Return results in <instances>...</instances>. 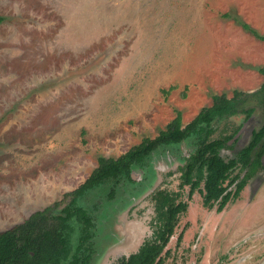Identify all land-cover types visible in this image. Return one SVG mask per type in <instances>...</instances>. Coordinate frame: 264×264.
<instances>
[{
	"label": "rangeland",
	"instance_id": "obj_1",
	"mask_svg": "<svg viewBox=\"0 0 264 264\" xmlns=\"http://www.w3.org/2000/svg\"><path fill=\"white\" fill-rule=\"evenodd\" d=\"M0 16V231L77 189L99 157L156 137L177 112L185 126L213 95L254 94L264 82V41L242 26L264 35V0H0ZM252 106L251 97L242 108ZM256 117L264 122L260 108ZM239 125L244 114L217 124L216 136ZM191 149L183 143L182 156ZM183 163L155 159L145 192L106 222L109 248L94 264H115L152 236L151 195L178 190ZM258 171L222 212L199 192L189 200L186 186L165 264H264Z\"/></svg>",
	"mask_w": 264,
	"mask_h": 264
},
{
	"label": "trees",
	"instance_id": "obj_2",
	"mask_svg": "<svg viewBox=\"0 0 264 264\" xmlns=\"http://www.w3.org/2000/svg\"><path fill=\"white\" fill-rule=\"evenodd\" d=\"M3 21L0 16V24ZM242 26L264 41V35L245 23ZM258 71L264 77V67L258 68ZM251 97L256 100L257 106L242 108ZM257 108L264 116V82L254 94L235 91L232 98L226 94L213 95L212 105L204 107L187 125H183L181 112H177L176 117L156 137L143 138L118 158L99 157L97 168L77 189L66 193L62 200L51 206L35 211L22 223L0 232V264H79L78 252L70 245V232L74 229L71 222L76 221L83 231L90 221L80 199L90 191L110 186L114 188L126 180L130 182L131 171L141 167L153 152L190 141L194 149L181 168L180 191L159 188L153 193L155 215L151 223L152 236L136 252L121 257L115 263L165 264V258L170 255L166 247L175 234L180 216L188 209V203L181 199V190L185 186L190 188V197L195 190H199L204 206L208 209L216 206L221 212L227 204L239 199L256 171L264 169L261 162L264 122L255 130L250 144L234 158L225 159L221 151L229 147L228 142L242 125L229 135L216 136L217 124L239 114H244L247 120Z\"/></svg>",
	"mask_w": 264,
	"mask_h": 264
},
{
	"label": "flooded vegetation",
	"instance_id": "obj_3",
	"mask_svg": "<svg viewBox=\"0 0 264 264\" xmlns=\"http://www.w3.org/2000/svg\"><path fill=\"white\" fill-rule=\"evenodd\" d=\"M256 118H257L256 113H254L252 115V117H250L247 120L245 119V121L247 122V125L241 126L240 130L235 135V137L230 140V142L231 143L233 142L234 144L232 147L229 146L228 148L231 147V149L232 148L234 149V148H236V145H239V146L242 145V147L235 152L236 155L238 152H240L241 150H243L244 148H246L250 144L255 130H258L263 125V122H261L260 125H255L256 124ZM243 129H245V130H243ZM240 132H241V134H239ZM238 134H239V136H237ZM186 142H188L190 144V146L192 147L191 152L189 154V156H190L191 153L193 152V149H194L190 141H184L181 144H179L178 146H172L168 149H165V148L158 149L157 151L152 153L150 159L147 160L144 164H142L141 167L135 168L131 171V177L132 178H131L130 182L126 180V181L121 182L120 184H118V186H116L114 188L110 186V188L105 187V188L98 189L96 191L95 190L90 191L86 195H84V197L82 199H80L79 202L82 205V207L87 211V214L90 217V221H89V224L85 227V229L83 231H81V229H80L81 226H79V224L76 221L74 223L71 222V224H72L71 226L74 229L71 230V232H70V245L74 251L78 252V256L80 258L79 264H94L95 259L97 257V253L98 252L103 253L106 251L107 248H109L108 244L110 242L109 240L111 239V237L106 236V234H104L106 222H109L111 220L113 214H115L117 211H119L121 207H124V206L126 207L127 205L133 203V201L139 199L140 196L145 192V188L147 187L146 182L148 180V175H150V174L152 175L155 173V169H154L153 164H154V161L156 158L159 157V158H161V160H171L172 159V160L184 161L183 165H181L179 167L180 177H181V174H182L181 168L184 166L186 159L189 157V156L188 157L182 156V152H181V146L183 143H186ZM230 142H228V145H230ZM222 150H224V149H222ZM261 162H262V157H261ZM262 165L264 167L263 163H262ZM259 169L264 171V169H262V168H259ZM135 170L143 172V174H144L143 179H141L140 181H137L134 178L133 174H134ZM258 170L256 171L255 176L258 174V172H259ZM255 176L252 179H250L249 182L251 180H253L255 178ZM261 180H263V179H261V178L255 179V181L253 183L255 191L257 190V186L259 184H261ZM180 181H181V179H180ZM159 188H157V189H159ZM184 188L181 190L182 191L181 199H182V201L188 203L186 200L183 199ZM162 189H166V188H162ZM167 190H169V191H180V189H178V190L167 189ZM196 192L200 193L199 190H195V192L190 197V188H189L188 199L191 200L193 198V195ZM201 196H202V194H201ZM202 198H203V196H202ZM151 202H152L153 210H154V202L152 200V195H151ZM203 206H204V204H203ZM188 208H189V204H188ZM215 208L217 210L216 206H215ZM210 210H212V209H210ZM187 211H188V209H187ZM187 211H186V213H187ZM186 213H184V214H186ZM184 214H182L180 216V218ZM154 215H155V211H154ZM179 222H180V219H179ZM151 223H152V221H151ZM178 226H179V223H178ZM178 226H177V228H178ZM176 230H175V233H176ZM181 233H183L182 234V240L179 243L178 239H179V236ZM181 233L179 234V236L177 238V246H179L182 243L183 238H184V230ZM172 237H171V239H172ZM171 239H170L169 243L171 242ZM169 243H168V245H169ZM168 245L166 247V251L169 250ZM165 260H166V258H165Z\"/></svg>",
	"mask_w": 264,
	"mask_h": 264
},
{
	"label": "crops",
	"instance_id": "obj_4",
	"mask_svg": "<svg viewBox=\"0 0 264 264\" xmlns=\"http://www.w3.org/2000/svg\"><path fill=\"white\" fill-rule=\"evenodd\" d=\"M7 212H8V213H5L6 217H5L4 219L7 220L8 218H9V219H10V218H13V216H11V215H12V212H10L9 210H7ZM15 216H17L16 219L19 220V219H18V217H19V213H18L17 215H15ZM13 219H15V218H13ZM2 220H3V219H2ZM25 220H26V219H25ZM25 220H24V221H25ZM22 222H23V221H22ZM22 222H20V223H22ZM16 224H19V223H16ZM14 225H15V224H14ZM14 225H13V226H14ZM13 226H11V227H13ZM11 227H6V228H4V229H5V230H8V229L11 228ZM5 230H3V231H5ZM0 232H1V231H0Z\"/></svg>",
	"mask_w": 264,
	"mask_h": 264
},
{
	"label": "water",
	"instance_id": "obj_5",
	"mask_svg": "<svg viewBox=\"0 0 264 264\" xmlns=\"http://www.w3.org/2000/svg\"><path fill=\"white\" fill-rule=\"evenodd\" d=\"M239 134H241V132ZM239 134L237 136H239ZM262 163L264 164V155L262 156Z\"/></svg>",
	"mask_w": 264,
	"mask_h": 264
}]
</instances>
